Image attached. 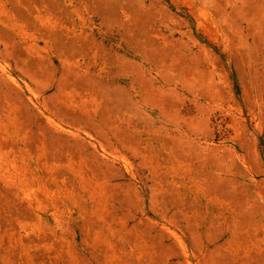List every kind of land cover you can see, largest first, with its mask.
I'll use <instances>...</instances> for the list:
<instances>
[{
  "label": "rangeland",
  "instance_id": "374dc122",
  "mask_svg": "<svg viewBox=\"0 0 264 264\" xmlns=\"http://www.w3.org/2000/svg\"><path fill=\"white\" fill-rule=\"evenodd\" d=\"M0 264H264V0H0Z\"/></svg>",
  "mask_w": 264,
  "mask_h": 264
}]
</instances>
